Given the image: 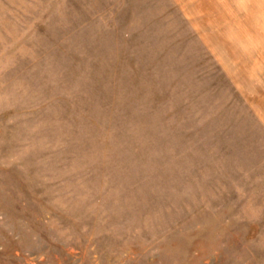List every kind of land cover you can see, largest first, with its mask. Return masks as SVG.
<instances>
[{
  "label": "rangeland",
  "instance_id": "obj_1",
  "mask_svg": "<svg viewBox=\"0 0 264 264\" xmlns=\"http://www.w3.org/2000/svg\"><path fill=\"white\" fill-rule=\"evenodd\" d=\"M0 264H264V0H0Z\"/></svg>",
  "mask_w": 264,
  "mask_h": 264
}]
</instances>
